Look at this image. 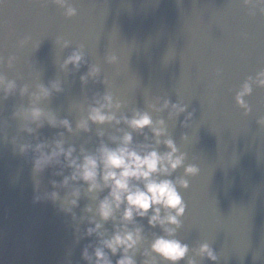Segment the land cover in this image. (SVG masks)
<instances>
[{"label": "water", "instance_id": "water-1", "mask_svg": "<svg viewBox=\"0 0 264 264\" xmlns=\"http://www.w3.org/2000/svg\"><path fill=\"white\" fill-rule=\"evenodd\" d=\"M66 7L75 15L54 0H0V88L13 85L6 98L0 93V264H88L84 250L91 257L121 228L142 230L128 253L135 264H164L150 252L162 235L188 246L180 264H210L198 254L202 244L216 254L215 264H264V87L253 83L264 71V0H66ZM73 51L83 54L79 70H62ZM111 56L116 61L109 63ZM92 67L98 74L81 82ZM245 82L247 114L235 103ZM53 83L60 90L38 98L39 88ZM105 95L117 120L147 113L153 127L163 121L164 134L138 133L123 122H88L87 132L78 130ZM165 101L184 112L170 116ZM34 107L67 120L71 132L25 119ZM126 133L141 153L163 155L170 139L184 156V166L153 177L176 185L185 204L179 227H150L146 218L121 225L119 213L101 222L95 211L107 190L90 196L78 183L69 185L81 188L69 210L61 182L71 170L63 157L33 170L37 145L48 154L61 142L78 157L102 145L117 148ZM188 165L198 174L186 176ZM97 223L98 233L86 236ZM105 252L111 264L120 259V251Z\"/></svg>", "mask_w": 264, "mask_h": 264}, {"label": "clouds", "instance_id": "clouds-1", "mask_svg": "<svg viewBox=\"0 0 264 264\" xmlns=\"http://www.w3.org/2000/svg\"><path fill=\"white\" fill-rule=\"evenodd\" d=\"M61 8L65 9V15L71 17L75 15V9L66 7V0H54ZM248 2V0H245ZM83 61V54L78 51H73L64 59L61 69H66L71 65L73 70H79ZM116 61L115 56L107 59V62ZM98 74V69L92 67L81 76V82L88 78L95 77ZM258 87H264V71L258 73L256 80L253 81ZM13 85L10 83L6 87L0 88V93L6 98ZM58 86L53 83L50 88L41 86L39 88L38 98H48L51 91H59ZM23 91V90H22ZM251 93L250 83L245 82L240 91L235 96V103L238 107L244 109L247 114L248 107L244 103V97ZM104 103L99 107L89 109L86 120H82L77 124V129L87 132L88 122L95 124H104L115 122L117 124L123 122L131 130L142 133L145 128L151 129L155 137L164 134L163 121H157L156 127H153V121L147 113L137 112L131 119L121 118L117 120L115 115L107 112L111 109L112 97L105 95ZM118 108L119 105L117 104ZM162 109H169V115H179L184 112V108L177 104L169 105L165 101ZM161 109V110H162ZM186 117V119H189ZM25 119L36 123L37 127H41V119H45L49 127H63L66 131L71 132V127L67 120L56 121L54 117L47 116L42 109L34 107L25 113H22ZM264 125V120L259 121ZM31 132V129H27ZM132 143L131 133H126L120 138V146L117 148H108L101 146L95 154H86L83 151L78 157L73 156L74 149L69 147L65 149L61 142L54 144L53 150L45 154L42 145H37L35 151L39 152V156L33 160V170L35 172L43 171L44 168L59 164L60 158L63 157L64 165L71 170V174L63 179L61 186L68 188L66 200L69 205V210L77 205L81 188L71 187L77 183L86 186L84 191L87 195L103 192L107 190V195L99 200L96 206L95 215L100 218L101 222H108L115 219V215L119 213V222L121 225H127L134 222V219H147L150 227L165 224L179 227L180 217L185 210V204L180 193L177 191L176 185L170 180H156L154 175L157 173H170L184 166V156L176 155L177 148L172 140L164 141L165 146L169 151L163 155L156 151H148L141 153L129 146ZM23 151V149H21ZM199 169L195 165L184 167L186 176H195ZM181 187L187 188V180L181 179L179 182ZM55 194H53L54 196ZM122 209V211H121ZM165 210V216L161 217V210ZM151 211V215L149 212ZM89 223H92L89 221ZM101 224L97 223L94 227L85 230L86 236H93L98 233ZM141 229L135 228L128 231L125 228L114 230L113 235L109 239L101 241L100 247L94 249L93 255L90 257L85 249L82 253V259L88 264H111L108 255L105 252L107 249L112 255L120 251V259L116 264H135L132 255L129 251L134 250L141 240ZM164 231L171 235L175 229L165 228ZM150 252L158 256L164 264H180L188 252V246L182 244L179 240L167 238L166 236L156 237L151 245ZM198 254L208 260L210 264H215L217 260L216 254L207 244H202L198 250ZM154 264V262H153ZM191 264V262H190Z\"/></svg>", "mask_w": 264, "mask_h": 264}]
</instances>
